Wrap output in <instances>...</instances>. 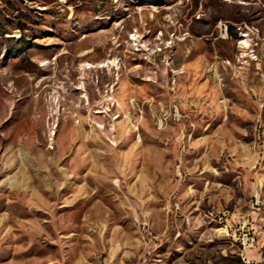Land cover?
Returning <instances> with one entry per match:
<instances>
[{
  "label": "rangeland",
  "instance_id": "obj_1",
  "mask_svg": "<svg viewBox=\"0 0 264 264\" xmlns=\"http://www.w3.org/2000/svg\"><path fill=\"white\" fill-rule=\"evenodd\" d=\"M0 264H264V0H0Z\"/></svg>",
  "mask_w": 264,
  "mask_h": 264
}]
</instances>
